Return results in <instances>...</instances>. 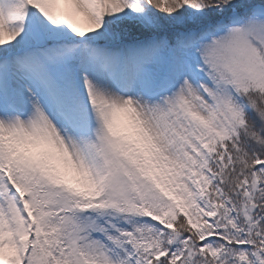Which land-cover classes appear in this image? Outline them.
Returning <instances> with one entry per match:
<instances>
[{
    "label": "snow or ice",
    "instance_id": "obj_1",
    "mask_svg": "<svg viewBox=\"0 0 264 264\" xmlns=\"http://www.w3.org/2000/svg\"><path fill=\"white\" fill-rule=\"evenodd\" d=\"M0 264H264V0H0Z\"/></svg>",
    "mask_w": 264,
    "mask_h": 264
}]
</instances>
